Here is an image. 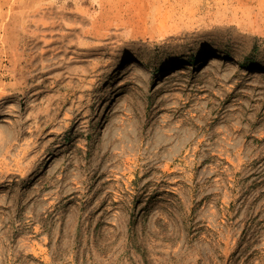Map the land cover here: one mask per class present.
Listing matches in <instances>:
<instances>
[{"label":"rangeland","instance_id":"374dc122","mask_svg":"<svg viewBox=\"0 0 264 264\" xmlns=\"http://www.w3.org/2000/svg\"><path fill=\"white\" fill-rule=\"evenodd\" d=\"M0 264H264V0H0Z\"/></svg>","mask_w":264,"mask_h":264},{"label":"bare ground","instance_id":"6f19581e","mask_svg":"<svg viewBox=\"0 0 264 264\" xmlns=\"http://www.w3.org/2000/svg\"><path fill=\"white\" fill-rule=\"evenodd\" d=\"M211 59H214V57L213 58H211ZM135 61V60H134ZM211 62H214V60H211ZM133 64H135L136 62H132ZM136 65V64H135ZM133 66V65H132Z\"/></svg>","mask_w":264,"mask_h":264}]
</instances>
